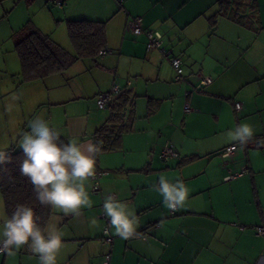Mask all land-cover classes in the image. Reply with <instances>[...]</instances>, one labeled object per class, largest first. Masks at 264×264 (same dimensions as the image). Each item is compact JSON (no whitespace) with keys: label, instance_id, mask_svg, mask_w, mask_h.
Listing matches in <instances>:
<instances>
[{"label":"crops","instance_id":"crops-1","mask_svg":"<svg viewBox=\"0 0 264 264\" xmlns=\"http://www.w3.org/2000/svg\"><path fill=\"white\" fill-rule=\"evenodd\" d=\"M25 1L29 5L36 0ZM38 1L43 3L46 21L21 17L15 23L10 11L0 9V148H10L30 130L24 118L32 107L39 106L33 118L45 120V114L39 113L46 104L48 123L60 136L93 142L94 131L110 114L107 108L105 114L97 112L96 95L117 83L136 97L134 91L147 89L150 79L155 81L152 89L162 94L152 93V98L160 99L156 98L159 103L152 112L147 108L148 123L155 121L159 126L153 132L166 138L161 144L159 136L153 149L159 160L145 155L128 162L123 137L133 131L135 115L119 146L96 154L95 170L107 174L99 179V190L89 193L93 207L82 209L80 216L52 208L48 223L62 233L61 248H68L64 253L70 252L66 263L57 255V264H100L104 254H109L108 264H264V236L255 229L264 225V0H254L253 9L240 12L245 16L241 20L218 11L216 0H105L99 9L105 19L87 20L105 22L107 49L112 52L78 59L63 73L22 81L14 33L27 24L64 47L53 35L54 26L63 32L62 23L75 19L68 7L61 10L51 7L50 0ZM124 8L140 15L144 28L162 34V46L182 60V81L174 79L175 71L160 49L147 50L145 35L126 28L131 14ZM114 33L117 40H112ZM69 45L73 51L70 41ZM79 61L95 78L90 92L72 82L73 70L67 72ZM198 66V71H192ZM130 74L141 80L129 79ZM201 78L209 82L200 86ZM168 97L173 98L172 110L163 114ZM186 103L190 112L184 111ZM19 105L23 108L20 122ZM241 123L253 127V138L246 145L236 144L231 153L223 152L235 144L225 143L224 133ZM165 141L176 148L178 157H160ZM243 169L242 175L227 178ZM161 175L173 183L181 179L189 189L185 205L177 211L167 209L153 188ZM108 194L127 202L139 220L137 235L129 239L110 227V246L102 242L103 200ZM0 264H39V259L25 245L11 255L0 252Z\"/></svg>","mask_w":264,"mask_h":264},{"label":"clouds","instance_id":"clouds-1","mask_svg":"<svg viewBox=\"0 0 264 264\" xmlns=\"http://www.w3.org/2000/svg\"><path fill=\"white\" fill-rule=\"evenodd\" d=\"M28 127L30 131L22 133L19 141L25 156L20 171L31 181L36 200L65 215L80 216L82 209H91L93 202L87 189L96 176L95 158L102 141L78 143L73 139L63 143L59 133L42 117L33 118ZM253 135V127L241 123L224 133V142L246 145ZM6 158V153L0 151V162ZM224 158H228L227 154ZM153 188L163 197V205L173 212L183 207L188 199L189 189L181 179L173 183L161 175ZM103 212L121 238L137 235L139 220L135 209L127 202L108 194L103 200ZM38 220L33 207L27 204H17L11 214H7L0 198V252L11 255L13 249L26 245L38 257L39 264H57L62 233L54 223L41 226ZM91 222L95 224V219Z\"/></svg>","mask_w":264,"mask_h":264},{"label":"trees","instance_id":"trees-1","mask_svg":"<svg viewBox=\"0 0 264 264\" xmlns=\"http://www.w3.org/2000/svg\"><path fill=\"white\" fill-rule=\"evenodd\" d=\"M216 2L219 5L218 11L224 10V14L228 13V16L237 20L245 18L243 15L239 16V13L244 12L247 7L254 8V0H216ZM104 24L103 21L87 19L67 20V34L73 51L55 43L49 34L25 24L21 30L14 33V48L20 61L21 80L32 81L44 79L51 74L63 73L78 59L85 57L95 59L100 51L110 50L107 49ZM148 102L149 112H152L159 100L148 97ZM106 108L109 109V117L93 133V143L102 141L100 151L118 147L122 134L131 130L135 118L134 96H131L129 89L123 90ZM60 141L69 142L62 136ZM0 151H4L7 157L4 162H0V195L4 201L6 213L10 215L17 204H27L33 207L39 218L38 222L44 226L48 223L53 211L51 207L40 205L36 200L31 181L20 171L25 158L22 148L16 149L11 146Z\"/></svg>","mask_w":264,"mask_h":264},{"label":"rangeland","instance_id":"rangeland-1","mask_svg":"<svg viewBox=\"0 0 264 264\" xmlns=\"http://www.w3.org/2000/svg\"><path fill=\"white\" fill-rule=\"evenodd\" d=\"M43 1V0H42ZM68 1V2H67ZM105 0H66L65 4L63 6H57L54 5L51 1H50V6L54 7V8H59V9H65L66 7H68L67 9L70 10L69 12H73V14H71L75 19H105L104 16L102 14H99V9L102 5H104ZM117 1V0H116ZM67 3H71L72 6L70 7L69 5L67 6ZM124 5V4H123ZM41 7H43V3H41L40 1L36 0L34 2H32L31 4L27 5L25 0H0V9L4 8L6 9L8 12H11L10 18L16 23V21H18V18L20 19L21 17H23V19H31V20H38V19H42L43 21H46V18L48 20V16L44 13V11L41 9ZM126 9V8H124ZM66 10V9H65ZM127 12H129V10H125ZM212 10H210L211 13ZM130 13V12H129ZM209 13V14H210ZM131 15H134V13H130ZM103 17V18H102ZM168 22L167 23H173V19L172 18H168L167 19ZM24 21V20H23ZM63 32L62 29H60V27L58 26H54V37L55 39H58L57 41H59L60 43H62L61 45H63L64 47H66L68 50H70V45H69V39H68V35L66 34V30L64 27V24H66V22H63ZM62 26V25H61ZM61 30V31H60ZM118 35V34H117ZM112 40H117L118 36H116V33H114ZM63 41V42H62ZM214 44H211V47ZM211 47L209 46L208 48V55L212 56V50ZM215 51V49H213ZM118 52L117 50H114V54L116 55ZM114 55V56H115ZM84 61H79L77 63V65H75L74 67H72L73 69H70V71L67 72H71V70H73V72L76 74L75 76H73L72 78V82L74 84H81L83 91L85 92H90V90L92 91V86L89 87L90 82L92 83L91 79H95L91 72H89V70H86L85 65L83 63ZM200 68V66L192 68L194 70L192 71H198V69ZM95 73V72H94ZM129 79L135 80V79H140V77H135L132 74H130V76L128 77ZM155 82V81H154ZM152 82V79L149 80V84L147 89L146 87L143 86V88H141L139 90L134 91V93L137 94L136 97H134L135 100V115L136 118L133 122V131L127 133L124 135L123 139V152H125L126 154V160L128 162H131L133 160H135L136 156L137 157H141V156H152L153 159H155L156 161L159 160L157 158V152H154L153 149L156 148V140L158 141V138L160 136L159 132L155 133L153 132V130H158L157 127L159 126L157 123H155V121H152V125H149L148 123V118L150 117V115L147 116V108L149 107V102L146 96H151L152 97V93H156L155 95H159L162 94L161 92H158L157 90H153L152 89V84L154 83ZM148 92V93H147ZM156 98H159L156 97ZM160 99V98H159ZM173 100V98L168 97L164 103V112L163 114H168V112H170V110H172L171 107V101ZM29 103L32 104L33 103V99L29 100ZM46 109H42L44 110L43 113H41L42 111H40L39 115L43 116L45 114V120L47 122L50 121V114L48 113L49 111V104H46ZM96 106V105H95ZM37 107H32V109L30 111H28L27 117L24 118V121H26L27 123V127L29 122L33 119V117L35 116V113L37 114ZM40 110V109H38ZM97 112H101L103 114L106 113V109H99L96 107ZM17 112L19 114L18 116V121L20 122L22 120V113H23V108H21V105H19V107L17 108ZM29 113H32V117H29ZM49 120V121H48ZM160 121V120H159ZM211 122V121H210ZM211 124H213L211 122ZM23 125V124H22ZM30 131V130H27ZM206 132H210V130H205ZM226 130H224L223 132H225ZM161 137V136H160ZM162 138V137H161ZM214 139H218L217 137H212ZM164 139L166 138H162V140L158 141V143H161L164 141ZM210 139V138H207ZM212 142L213 140L210 139ZM3 147V146H0ZM13 147L16 149L21 148L19 146V142L13 143ZM1 150H5L6 148H0ZM122 152V151H121ZM119 151V154L121 153ZM138 165V164H137ZM88 192H91V187L87 189ZM79 242H77L78 244ZM65 247V246H64ZM67 247L65 248H61L58 256L61 257L62 261L66 263V261H68V257L70 255V252L68 254L64 253V249L66 250ZM68 250V248H67ZM104 259V255L102 257ZM100 264H103V260L100 261Z\"/></svg>","mask_w":264,"mask_h":264},{"label":"built area","instance_id":"built-area-1","mask_svg":"<svg viewBox=\"0 0 264 264\" xmlns=\"http://www.w3.org/2000/svg\"><path fill=\"white\" fill-rule=\"evenodd\" d=\"M53 4L57 6H62L64 4V0H50ZM119 3L122 2V0H117ZM126 28L130 30L133 34L135 35H140L144 34L146 37V49H152V48H157L160 49L163 55L168 59L170 64L172 65L174 71H175V76L174 79L176 81H182L183 80V65H182V60L180 57L176 56L173 54V51L171 49H166L165 47L162 46V34L156 30L148 29L143 27V21L142 17L140 15H131L130 18L127 20V25ZM157 33L159 35H157ZM110 53L112 51H100V53ZM209 82L208 78H201L200 79V86L205 85ZM125 88L120 87L117 83H114L111 88L106 91V92H101L98 93L95 97V104L96 107L99 109H105L107 105L113 100L114 97L119 95ZM235 107L237 109L240 108V104L238 102L235 103ZM192 109L189 106V104L184 105V111L185 112H190ZM236 148V144H232L230 146H227L223 148V152L225 153H231L234 149ZM178 151L176 148L169 142L165 141L164 144L161 146L160 149V157L163 160H168L172 157H178ZM245 172V169L231 173L227 176L228 179L235 178L239 175H242ZM107 174L106 171L103 170H96V176L94 179L91 180V192L95 193L99 190V179ZM105 220L104 227L102 228V242L108 246L111 245L112 243V235L110 233V223L109 219L102 214ZM256 233L259 235L264 236V225H257L255 226ZM109 262V254H106L104 256V261L103 264H108Z\"/></svg>","mask_w":264,"mask_h":264}]
</instances>
